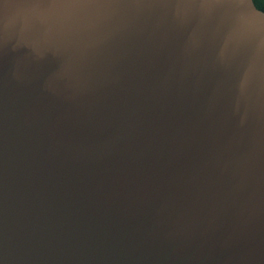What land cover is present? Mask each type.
<instances>
[{
	"label": "water",
	"instance_id": "95a60500",
	"mask_svg": "<svg viewBox=\"0 0 264 264\" xmlns=\"http://www.w3.org/2000/svg\"><path fill=\"white\" fill-rule=\"evenodd\" d=\"M0 264H264L254 0H0Z\"/></svg>",
	"mask_w": 264,
	"mask_h": 264
},
{
	"label": "trees",
	"instance_id": "16d2710c",
	"mask_svg": "<svg viewBox=\"0 0 264 264\" xmlns=\"http://www.w3.org/2000/svg\"><path fill=\"white\" fill-rule=\"evenodd\" d=\"M256 6L264 11V0H254Z\"/></svg>",
	"mask_w": 264,
	"mask_h": 264
}]
</instances>
